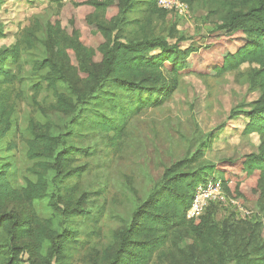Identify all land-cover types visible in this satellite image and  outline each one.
Segmentation results:
<instances>
[{"label":"trees","instance_id":"1","mask_svg":"<svg viewBox=\"0 0 264 264\" xmlns=\"http://www.w3.org/2000/svg\"><path fill=\"white\" fill-rule=\"evenodd\" d=\"M180 1L191 4L190 0ZM246 2L245 11L227 12L209 32L202 49L193 46L182 49L180 40L171 43L162 37L145 36L125 42L117 37L127 27L140 22L141 8H146L150 16H172L158 6V0H73L65 6L63 15L58 13L47 23L48 40L44 44L48 56L33 63V71L43 73L34 85L35 97L43 90L42 83L46 84L57 100L52 108L70 115L71 120L66 133L55 137L37 132L31 121L27 131L32 139L26 142V156L39 169L35 173L36 182L26 179L25 185L17 188L8 178L9 163L0 171V231L9 238L4 250L7 256L0 259V264H72L66 248L78 246L75 230L68 227L60 233L52 228L35 232L32 226L38 221L32 213L9 211L10 203H30L50 197L49 207L54 213L88 216L79 209V203L72 205L69 198L58 204V197L55 199L54 194L48 193L50 171L55 173L51 182L56 184L61 176L67 179L77 172L78 168L70 167L75 156L84 152L92 154L72 142L68 145L73 137L72 129L81 132V136L84 132L100 133L117 150V140L131 117L144 108L159 107L170 101L181 77L236 75L246 64L258 66L250 74L249 84L259 97L251 103L244 129L245 135H258V153L202 165L204 153L198 149L197 153L166 168L146 200L135 210L131 224L116 235L114 249L106 253V264H150L153 255L166 245L171 231L176 229L178 234L185 232L192 243L173 264H264V237L258 220L240 223L228 217L219 221L218 208L223 206L218 204H212L195 220L186 218L198 187L210 179L222 180L229 197L232 181L252 178L264 186V0ZM65 26L72 27L70 35L66 34ZM77 26H83L87 35L93 36L90 47L82 43ZM2 36L0 30V39ZM63 39L65 52L61 46ZM36 41L31 35L0 50V140L16 129V102L22 99L21 58L24 52L35 49ZM10 67L16 68L17 73ZM60 84H66L75 97L60 92ZM78 84L83 85L82 91ZM133 102L136 107L132 106ZM212 137L213 133L206 135L205 143L210 141L208 148L213 145ZM14 142L7 146L9 153L17 149ZM236 167L238 173L231 172ZM208 169L214 175L205 178L204 171ZM25 238L32 240V248L17 243ZM46 242L50 247L43 256L41 249ZM27 252L30 257L25 261L22 255Z\"/></svg>","mask_w":264,"mask_h":264},{"label":"rangeland","instance_id":"2","mask_svg":"<svg viewBox=\"0 0 264 264\" xmlns=\"http://www.w3.org/2000/svg\"><path fill=\"white\" fill-rule=\"evenodd\" d=\"M72 1L0 0V30L3 34L0 50L10 48L31 35L37 39L35 49L24 52L21 58L19 78L22 79V99L16 102V129L0 140V171L9 163L8 178L17 188H22L26 179L37 181L35 173L39 169L26 156V142L32 139L27 131L31 121H34L37 132L55 137L66 133L71 120L70 115L52 108L57 100L46 89V84L42 83L43 90L35 97L34 85L39 83L43 73L34 72L33 63L48 56L44 44L48 40L47 23L58 13L63 15L65 6ZM190 1L187 17L177 18L173 14L165 18L156 14L150 16L146 8H141L139 16L136 15L140 17V22L127 27L117 37L123 42L145 36L162 37L171 43L180 40L182 49L191 46L202 49L209 32L228 11L247 9L246 0ZM77 27L82 43L90 47L93 36H88L83 26ZM64 28L66 34L72 33V27ZM64 43L63 39L62 52L66 50ZM53 51L57 53L55 48ZM68 57L75 68L71 52H68ZM257 68V65L246 64L236 75L203 78L198 74H187L181 77L179 88L170 101L159 107L144 108L131 117L124 134L117 140V150H113L100 133L84 132L85 135L81 136V132L72 129L73 137L69 138L68 145L72 142L80 149L87 148L92 154L84 152L75 156L70 167L78 168L77 172L67 179L61 176L56 184L51 182L55 173L50 171L48 193L54 194L55 199L58 197V204L69 198L72 205L79 203V209L88 216L54 213L49 207L50 197L30 203H10L9 211L16 209L32 213L38 221L32 226L35 232L52 228L60 233L68 227L75 230L78 246L73 248L69 245L66 248L72 264H106V253L114 249L116 235L131 224L135 210L146 200L166 168L197 153L198 149L204 153L202 165L258 153V135L244 134L251 103L259 94L249 84V76ZM10 69L17 73L16 68ZM73 81H77L76 77ZM78 85L82 91L83 85ZM58 88L68 97H75L66 84H60ZM132 106L137 104L133 102ZM209 133H213L210 140H214L210 148L207 147L210 141L205 143ZM11 141H15L17 149L9 153L7 146ZM238 171L239 167L231 169L233 173ZM204 175L205 178L212 177L214 171L205 170ZM229 189L232 199L249 214L244 218L238 205L223 206L218 208V220L228 217L240 223L258 220L264 237V186L257 179L250 178L230 182ZM64 208L61 206V209ZM176 230L171 231L166 245L153 255L150 264H173V260L182 258V251L192 241L185 232L178 234ZM8 243V236L0 231V259L6 258L4 250ZM17 243L32 248L29 238ZM49 247L48 242L43 245V256H46ZM29 257L28 252L22 255L25 261Z\"/></svg>","mask_w":264,"mask_h":264},{"label":"built area","instance_id":"3","mask_svg":"<svg viewBox=\"0 0 264 264\" xmlns=\"http://www.w3.org/2000/svg\"><path fill=\"white\" fill-rule=\"evenodd\" d=\"M158 6L176 17H187L189 15V6L180 0H158ZM212 204L228 207L238 205L234 199L226 194L224 184L220 179H210L198 187L186 218L195 220L203 216ZM238 206L245 218L249 213L240 205Z\"/></svg>","mask_w":264,"mask_h":264},{"label":"crops","instance_id":"4","mask_svg":"<svg viewBox=\"0 0 264 264\" xmlns=\"http://www.w3.org/2000/svg\"><path fill=\"white\" fill-rule=\"evenodd\" d=\"M258 97H259V94H258ZM258 97L255 99V101L258 99ZM253 102H254V101H253ZM253 102H252V103H253Z\"/></svg>","mask_w":264,"mask_h":264}]
</instances>
